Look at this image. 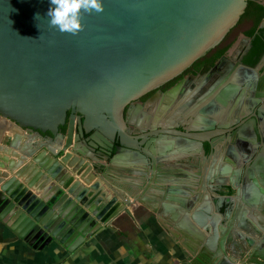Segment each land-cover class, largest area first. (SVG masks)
<instances>
[{"label":"water","instance_id":"1","mask_svg":"<svg viewBox=\"0 0 264 264\" xmlns=\"http://www.w3.org/2000/svg\"><path fill=\"white\" fill-rule=\"evenodd\" d=\"M247 1L102 0L101 11L81 12V29L72 34L49 25V0H0V117L13 123L11 130H0V210L20 228L21 236L29 243L58 242L73 251L115 217L125 214L135 219L132 210L138 202L149 208L119 178L128 171L146 174L143 166L150 167L149 132L126 130L124 109L218 44L238 22ZM259 27L264 28V18ZM229 61L227 54L222 55L204 74V79L218 77L215 94L202 87L195 91L197 100L193 91L178 103L186 83L183 78L162 95V111L177 109L168 117V126L156 133L163 141L167 135H177L182 143L163 147L164 153L172 148L173 155L193 154L202 148L200 130L226 126L216 117L231 116L245 106L247 78H257L264 53L256 65L237 59L221 75ZM257 80V90L248 99L252 106L264 101V75ZM137 106L144 110L143 104ZM262 107L259 116L264 118ZM181 113L191 119L175 122ZM146 119L139 118L141 128ZM179 124L184 128L178 129ZM21 131H26L25 139ZM248 137L255 149L260 148L248 168L253 182L237 188L238 211L227 224H220L221 234V218L215 212L211 217L209 206L194 211L193 217L206 229L211 217L214 231L206 235L201 230L196 240H187L184 264H264V227L259 228L255 219L246 226L247 213L264 221L260 212L264 210V134L256 129ZM105 157L117 165L115 169L104 168ZM242 169L243 165L236 168L237 181ZM167 191L175 195L166 199L183 204L164 202L161 213L173 218L181 210L187 214L189 204L176 193H189L175 187Z\"/></svg>","mask_w":264,"mask_h":264},{"label":"flooded vegetation","instance_id":"2","mask_svg":"<svg viewBox=\"0 0 264 264\" xmlns=\"http://www.w3.org/2000/svg\"><path fill=\"white\" fill-rule=\"evenodd\" d=\"M259 29V33L264 39V28L259 27ZM247 37L250 38L249 40L252 42V46L250 45L248 39L239 35L236 40L237 43L234 46H231L226 53L232 61L225 62L223 64L224 69L220 72L221 75L224 74L226 70L232 69L237 59H242V61L250 65L257 64L259 59L255 63H252V61L248 59L253 51L254 44L252 37ZM207 71L187 72L177 80L179 81L183 78L186 79V83L178 103H183L187 97L191 96L193 91L194 95L192 96H195L197 100L198 97L195 91H200L202 87L212 90V94L216 93V84L219 83L218 77L204 79V74H206ZM263 75L264 62L259 67L257 78H247L248 85H246V88L248 95L246 96L245 106L240 108L238 113H233L231 116L226 114L224 118L216 117L217 123H225L227 124L226 126L219 127L217 124L212 130H200L199 132L204 134V137L200 138L202 148H198L193 154L186 157L173 155L169 151L173 147L182 144L177 135H167L166 140L163 141V138L160 137V132L156 133V131L163 128V126H168V117L171 115L173 110L177 109V106H175L174 108H171L170 111L164 112L161 107L162 95H164V93L177 81L167 88H164L161 85L156 89L149 91L147 97L144 98V94L131 101V103L125 107L123 120L125 122L126 130L131 129V132L134 134L149 132L147 142L148 151L150 153L148 156L150 167L143 166L146 174L142 173L137 176L141 179V182H143L140 187H146L154 190L156 203H159L160 200H166V195H175L174 192L167 191L169 188L175 187L189 193L187 196L182 192L176 193L186 199L184 204H189L188 208L199 200L201 201V205H203L202 209L206 210L204 206H209L208 209L212 212L208 211V214L211 217L213 212L220 216V224H227L229 219L236 214L238 211L237 201L235 200L237 188L239 185H246L251 181L253 182L254 176L249 173L248 168L254 164L255 158L259 156L260 151V148L255 149L253 145V138L248 136L250 134H254L256 129L264 134V118L259 116L261 109L263 108L262 106L264 105V101H261L255 106L249 105L248 102L251 93L257 90V79ZM158 91L159 95L156 97L155 94ZM204 94V92L201 93L202 96ZM151 98H153V100L150 101L149 99ZM140 103L144 105V110L140 111L137 109V105ZM130 105H133L134 107L129 109ZM197 113L201 114L200 109H197ZM142 116L147 118V125L143 128H141L138 124L139 118ZM131 119H134V121H131ZM190 119L191 118L189 117L187 118V115L181 113L180 115L174 117L173 120L177 123H181L183 120L186 121ZM177 128L182 129L184 127L179 124ZM220 129H222V131H219ZM87 137H89V134L85 135L86 140ZM206 139H209V141ZM259 140L260 144H262V138ZM115 142L118 143V140L116 139ZM167 145H171L172 148H167L164 153L163 147ZM102 163H104V168L106 170L115 169L117 166L114 165L111 159H106V157L102 160ZM225 165L231 166V170L224 171L222 167ZM240 165H243V169L239 180L237 181L236 168ZM121 171H123V169H121ZM128 172L133 173V171ZM110 174L115 177L119 176L113 173ZM119 178L123 180L121 175ZM256 178L257 181H260V177L258 175H256ZM123 181L122 186H125L128 190H135L139 195L138 188H128L129 186L126 187ZM259 184L263 185L262 183ZM220 196H224L226 200H218L220 199ZM191 199L193 200L191 201ZM260 212L264 217V210L260 209ZM248 215L250 216L251 214L247 213V216ZM256 217L259 220L257 214ZM256 225L259 226V228H261L260 225L264 227V221L259 220ZM172 227L175 228V226ZM218 227L221 231L222 229L219 224ZM171 231L174 232L173 230ZM194 236H188V238L185 239L184 244L188 243L187 240H196ZM185 248L187 247L184 245L183 249Z\"/></svg>","mask_w":264,"mask_h":264},{"label":"crops","instance_id":"3","mask_svg":"<svg viewBox=\"0 0 264 264\" xmlns=\"http://www.w3.org/2000/svg\"><path fill=\"white\" fill-rule=\"evenodd\" d=\"M12 128L11 121L0 117V130ZM21 132L24 137L26 131ZM121 176L128 188L139 189V195L150 209L142 205V201L138 202L132 210L135 219L125 214L115 217L110 225L87 238L73 251L58 242L45 246L29 243L13 220L0 210V264H184L182 249L185 239L197 237L201 230L206 235L213 233L211 217L206 219L207 229L193 217L194 211L200 209L201 201L188 208L187 214L181 210L173 218L170 213H161L162 204L180 206V202L166 199L156 203L154 190L140 187L143 182L136 174L122 172ZM246 219V226L249 219L259 221L256 213ZM218 231L221 232L219 227ZM244 232L248 234L245 229Z\"/></svg>","mask_w":264,"mask_h":264},{"label":"trees","instance_id":"4","mask_svg":"<svg viewBox=\"0 0 264 264\" xmlns=\"http://www.w3.org/2000/svg\"><path fill=\"white\" fill-rule=\"evenodd\" d=\"M262 1L263 0H248L247 6L238 22L227 32L223 39L209 49L204 55L195 60L182 73L163 84L162 87L167 88L171 86L187 72H205L210 69L219 57L227 53L241 33L252 37L254 44L253 51L248 59L251 60L252 63L258 61L264 53V39L259 33V24L264 18V4ZM148 94L149 92L145 94L144 98L147 97Z\"/></svg>","mask_w":264,"mask_h":264},{"label":"clouds","instance_id":"5","mask_svg":"<svg viewBox=\"0 0 264 264\" xmlns=\"http://www.w3.org/2000/svg\"><path fill=\"white\" fill-rule=\"evenodd\" d=\"M102 7V0H49L46 17L59 31L75 34L82 26L81 12L101 11ZM34 18L39 21L40 14H34Z\"/></svg>","mask_w":264,"mask_h":264}]
</instances>
